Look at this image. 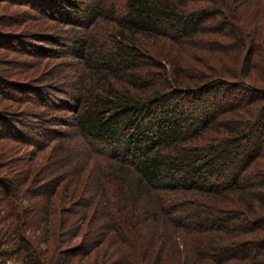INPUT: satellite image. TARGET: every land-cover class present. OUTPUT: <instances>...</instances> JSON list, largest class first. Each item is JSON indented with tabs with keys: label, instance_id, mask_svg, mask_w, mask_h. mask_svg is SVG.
I'll return each mask as SVG.
<instances>
[{
	"label": "trees",
	"instance_id": "1",
	"mask_svg": "<svg viewBox=\"0 0 264 264\" xmlns=\"http://www.w3.org/2000/svg\"><path fill=\"white\" fill-rule=\"evenodd\" d=\"M63 1L48 15L73 26L95 15L107 28L104 43L71 38L78 52L92 49L70 100L82 104L75 129L105 152L96 180L106 213L93 247L82 237L74 254L104 246L115 257L99 264H264V88L239 80L254 36L219 9L235 18L233 0H123L119 14L103 0ZM211 33L234 40L220 54L229 79L211 77L229 70L215 55V67L190 61L209 52ZM39 254L30 264H48Z\"/></svg>",
	"mask_w": 264,
	"mask_h": 264
},
{
	"label": "rangeland",
	"instance_id": "2",
	"mask_svg": "<svg viewBox=\"0 0 264 264\" xmlns=\"http://www.w3.org/2000/svg\"><path fill=\"white\" fill-rule=\"evenodd\" d=\"M102 5L119 14L123 0H103ZM232 5L235 18L225 6L219 9L243 31L247 25L241 20L249 23L254 36L250 39L246 33L248 45L236 65L239 80L264 88V0H233ZM60 6L59 0H0V264H30L35 253L48 264H60L64 255L71 264L106 263L115 257L114 250L104 246L96 249L98 257V252H73H78L82 237L86 249L93 247V233L106 213L96 180L105 152L87 146L75 129L73 118L82 104L70 100L72 86L86 76L92 49L78 52L71 38L81 34L104 43L107 28L95 15L90 20L85 15L76 26L48 15L62 12ZM202 39L210 44L209 52H199L191 63L215 67V59H222L229 70L211 77L229 79L233 64L221 56L234 40L214 33ZM258 104L256 100L244 108L252 112ZM256 167L263 168L264 161Z\"/></svg>",
	"mask_w": 264,
	"mask_h": 264
}]
</instances>
